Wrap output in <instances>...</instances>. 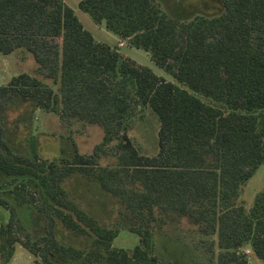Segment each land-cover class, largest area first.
Wrapping results in <instances>:
<instances>
[{
  "label": "trees",
  "instance_id": "1",
  "mask_svg": "<svg viewBox=\"0 0 264 264\" xmlns=\"http://www.w3.org/2000/svg\"><path fill=\"white\" fill-rule=\"evenodd\" d=\"M220 3L216 15L182 21L156 0L78 3L180 87L96 40L64 0H0V53L23 51L36 63L0 85V206L8 212L0 264H11L17 243L36 257L32 264H171L160 239L184 229L214 237L204 264H247L245 245L264 261V187L249 209L238 202L264 167V0ZM131 100L158 120L154 155L127 134ZM21 108L98 125L103 137L81 153L67 136L68 152L44 158L37 135L10 126ZM111 142L113 162L101 164ZM25 209L39 225H25ZM121 229L139 244L114 247Z\"/></svg>",
  "mask_w": 264,
  "mask_h": 264
},
{
  "label": "rangeland",
  "instance_id": "2",
  "mask_svg": "<svg viewBox=\"0 0 264 264\" xmlns=\"http://www.w3.org/2000/svg\"><path fill=\"white\" fill-rule=\"evenodd\" d=\"M156 2H158L162 11L169 17L181 21L191 19L195 15H216L222 10L220 0H156ZM75 14L84 28L90 32H94L98 25L92 21L88 13L76 8ZM103 28L106 30L104 26ZM107 34L114 35L109 31H107ZM118 43L119 41L115 47L124 58L130 59L138 65L147 66L156 75L178 84L171 74L152 61L150 53L130 46L127 40L124 41L122 46H119ZM35 66L36 63L29 53L23 51H16L6 55L0 53V85L6 84L21 71L31 72ZM47 82L49 83V81ZM178 85L184 87L182 84ZM53 88L56 89L57 86L53 85ZM130 106L132 116L127 134L132 138L141 153L154 155L158 150V120L149 108L139 107L133 100L130 101ZM140 113L143 114V118L139 117ZM10 126L20 136L28 132L37 135L40 155L48 159L57 157L60 152H68L69 141H67V136H70L74 140L78 151L81 153H91L94 146L103 137V131L98 125L82 124L78 121L68 122L60 118L59 113L51 109L42 110L38 108L29 110L21 108L10 114ZM114 156L115 147L113 142H111L105 146L100 163H112ZM263 187L264 167L260 165L253 176L241 186L238 202L245 209H249L256 193L261 191ZM24 192L26 199L31 200V189L26 187ZM94 196L98 205L107 211L105 206L106 197L99 194L98 191L94 193ZM7 217L8 212L0 206V220L5 221ZM21 217L24 218V223L27 227L39 225L38 218L30 209L23 210ZM171 234L169 238L168 236H164L160 239V244L164 248L161 258H164V260L170 259L171 264H196V261L202 264L208 263L207 257L212 254V249L209 250L211 248V239L214 237L203 238L185 229ZM169 243L170 248L167 247ZM137 244H139V236L125 229H121L112 241L114 247L127 250H131ZM240 250L245 254L247 264H264V261L258 259L253 254L249 245L241 247ZM192 257H196V261H191ZM35 259L36 257L17 243L11 264H32Z\"/></svg>",
  "mask_w": 264,
  "mask_h": 264
},
{
  "label": "crops",
  "instance_id": "3",
  "mask_svg": "<svg viewBox=\"0 0 264 264\" xmlns=\"http://www.w3.org/2000/svg\"><path fill=\"white\" fill-rule=\"evenodd\" d=\"M64 1L74 10V12H75L76 8L79 9L78 3L80 0H64ZM97 25L98 26L95 28L94 32H91L96 40L106 42V43L110 44L111 46H116V43L118 41L124 43L125 40L119 38L117 35H108L107 31L104 30V28H103V26H104L103 22L100 24H97Z\"/></svg>",
  "mask_w": 264,
  "mask_h": 264
},
{
  "label": "built area",
  "instance_id": "4",
  "mask_svg": "<svg viewBox=\"0 0 264 264\" xmlns=\"http://www.w3.org/2000/svg\"><path fill=\"white\" fill-rule=\"evenodd\" d=\"M123 44H124L123 42H119V43H118L119 46H122Z\"/></svg>",
  "mask_w": 264,
  "mask_h": 264
}]
</instances>
